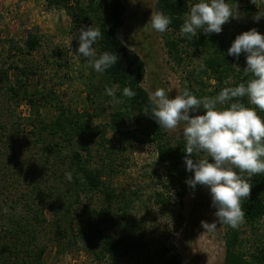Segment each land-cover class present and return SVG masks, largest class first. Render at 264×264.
<instances>
[{
  "label": "trees",
  "instance_id": "1",
  "mask_svg": "<svg viewBox=\"0 0 264 264\" xmlns=\"http://www.w3.org/2000/svg\"><path fill=\"white\" fill-rule=\"evenodd\" d=\"M47 2L66 11L72 31L81 26L100 28L103 38L94 45L97 58L103 52L118 55L115 65L103 73L96 71L98 83L87 94L91 108L95 106L91 94L98 101L105 93L113 105L105 122L94 123L97 116L87 109L81 112L71 109L54 92L29 90L28 81L37 73L24 61L22 68L0 66V264H44L50 246L57 256L78 249L90 264H180L178 255L167 257V248L154 249L148 241L146 230L135 215L138 193H121L115 186L116 180L130 167L129 156L136 143L153 146L158 163L164 166L162 193L154 195L157 202L164 203L165 194L174 190L178 204L183 206L189 191L203 188L197 185L193 189L186 183L193 176L184 163L186 142L168 137L150 116V95L143 87L144 64L119 38L124 25L123 3L120 0ZM199 2L156 0L154 11L163 12L172 20L163 36L167 54L176 65L184 63L183 55L187 56L189 51L203 58L201 67L186 75L182 90L188 88L198 99L213 98L223 88L235 87L250 77L243 72L244 53L238 59L227 55L236 37L229 30L237 19L230 17L219 34L205 35L198 30L195 37L180 35L185 14ZM232 10L247 15L251 28L264 36V17L256 21L253 6ZM40 44L39 37L31 35L24 49L18 52L31 55ZM64 55L57 51L58 57ZM66 63L65 60L55 64L61 68ZM10 69L24 80L12 83ZM211 82L214 84L210 85ZM212 86L213 90L207 92ZM125 87L136 95L124 96ZM106 89H112L120 102H115ZM52 100L56 101L57 112L48 119L42 116L40 108ZM232 102L255 109L264 120V111L252 105L247 96L217 104V108H227ZM21 103L29 109L27 117L17 111ZM146 107L149 112L144 114ZM196 113L203 115L204 111L200 109ZM202 155L194 153L192 158ZM235 171L248 179L247 173ZM68 172L72 174L71 180L66 178ZM249 182L250 196L241 200L244 223L235 229L223 225V264H264V235L259 232L264 219V173L252 175ZM251 237L255 238L253 242Z\"/></svg>",
  "mask_w": 264,
  "mask_h": 264
},
{
  "label": "rangeland",
  "instance_id": "2",
  "mask_svg": "<svg viewBox=\"0 0 264 264\" xmlns=\"http://www.w3.org/2000/svg\"><path fill=\"white\" fill-rule=\"evenodd\" d=\"M120 1L125 13L119 38L144 64V89L150 95L157 88H163L169 93L170 99L175 98L182 91L188 72L201 67L203 58L189 51L187 56L183 55L185 61L181 66L170 59L164 46L163 33L154 30L148 23L152 13H155L156 0ZM226 3L232 9L250 5L256 9V14H264V0H228ZM237 13V20L229 30L234 36L252 29L247 15L239 11ZM78 30H71L70 18L63 8L50 6L47 0H0V66L6 69L18 65L22 68L24 64L21 61H24L37 73L28 81L29 90L44 93L52 91L61 103L71 109L80 112L87 109L97 116L94 117V123L105 122L113 104L104 93L98 101L91 94L95 106L91 108L89 105L87 94L93 92L99 76L88 64V58L74 55L79 44L78 39L73 38L78 35ZM31 35L39 37L40 48L31 55L20 54L18 49H24L25 41ZM57 51L66 55L58 57ZM65 60V67L56 66V62L63 63ZM9 75L12 83L17 79L24 80L15 70L10 69ZM212 90L213 86L207 92ZM55 103L52 100L42 106V116L48 119L54 117L57 112ZM94 108H98L97 111ZM17 111L22 117L29 114L24 103L19 105ZM163 131L172 139H182V126ZM128 163L130 167L116 180L115 186L121 193H138L135 215L154 249L167 248L166 256L178 255L180 264H223V225L218 224L217 229L211 232H205L201 226V221L213 223L216 220L210 190L203 186L189 191L183 199V206L178 204L174 190L165 194L164 203L160 200L157 202L154 195L162 193L160 183L165 177V169L158 163L154 147L133 144ZM46 215L50 218L48 212ZM259 229L260 234L264 235V219ZM247 236H250L249 232ZM251 239L252 242L255 240L254 237ZM43 261L44 264H90L78 249L57 256L51 246Z\"/></svg>",
  "mask_w": 264,
  "mask_h": 264
},
{
  "label": "clouds",
  "instance_id": "3",
  "mask_svg": "<svg viewBox=\"0 0 264 264\" xmlns=\"http://www.w3.org/2000/svg\"><path fill=\"white\" fill-rule=\"evenodd\" d=\"M230 17L236 19L237 11L234 13L226 0H201L185 14L180 35L195 37L198 30L205 35L219 34ZM261 17L264 14L259 12L254 19L259 21ZM171 22V18L160 11L152 13L148 21L160 33L169 30ZM102 38L100 28L93 26H81L73 38L78 39L79 44L74 55L88 58V64L99 73L115 65L119 59L118 55L109 52L96 57L93 46ZM241 53L245 54L246 60L244 75L250 78L235 87L223 88L216 97L198 99L188 88L172 99L163 88H157L149 97L150 116L160 129L167 131L182 126L180 138L182 136L186 142L184 163L186 170L193 173L186 181L187 185L193 189L197 185L206 186L210 190L216 220L213 223L201 221L205 232L215 231L218 224L235 229L244 223L241 200L250 196L251 176L264 173V120L255 109L240 102L217 108V104L247 96L252 105L264 111V36L255 28L237 35L227 51V55L235 59ZM106 93L113 96L115 102H120L112 89H106ZM123 95L132 98L136 93L125 87ZM200 109H203V115H190ZM148 112L146 107L144 114ZM194 153L204 155L193 159ZM209 158L213 162L210 163ZM235 169L247 173L248 179ZM65 175L68 180L72 179L70 172Z\"/></svg>",
  "mask_w": 264,
  "mask_h": 264
}]
</instances>
